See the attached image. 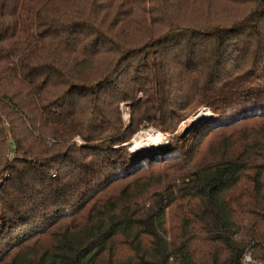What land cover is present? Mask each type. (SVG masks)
Returning a JSON list of instances; mask_svg holds the SVG:
<instances>
[{"label":"trees","instance_id":"obj_1","mask_svg":"<svg viewBox=\"0 0 264 264\" xmlns=\"http://www.w3.org/2000/svg\"><path fill=\"white\" fill-rule=\"evenodd\" d=\"M144 121L172 135L155 153L132 151ZM192 138L188 188L154 190L151 167ZM249 249L264 264V0H0V264H253Z\"/></svg>","mask_w":264,"mask_h":264},{"label":"rangeland","instance_id":"obj_2","mask_svg":"<svg viewBox=\"0 0 264 264\" xmlns=\"http://www.w3.org/2000/svg\"><path fill=\"white\" fill-rule=\"evenodd\" d=\"M121 110L123 112V118L125 122H128L130 120V106L128 103H122L121 104ZM214 117L213 111L208 107H201L198 111L194 112L192 115H188L185 118H183L175 131V134H181L182 136H185L189 133V131L194 130L192 129L193 125L196 123H202L203 121L210 119ZM172 136L168 133H165L161 130L160 126H154L150 124L149 121H144L140 125V129L136 131L132 138V151L133 153L137 152H151L155 153L157 152L163 144L166 143V139ZM195 141L196 139H190L187 142L176 141L173 143L172 147L168 151L165 150V157L169 158L165 163H158L159 165L151 167L152 170H156L154 174L151 176H147V178L155 177L156 180H161V185L156 186L154 190H159L160 193L163 195L167 194L168 188L171 186L174 188L175 192L178 188L180 190H185L188 187L189 179L187 177L181 176V172H191V168H189V164L187 161H184V156L188 157L190 156V151H193L195 149ZM73 142H76L77 144H81V139L79 137H76ZM50 144V143H49ZM51 145V144H50ZM210 143H206L203 148L202 152H206L210 150ZM218 144H215L214 146H217ZM205 154V153H203ZM203 154H200L194 161L196 163H199L204 158ZM186 160V158H185ZM176 166H179L182 168V171L177 170ZM172 167V168H170ZM146 172V171H145ZM144 172V174H145ZM180 172V173H179ZM175 175V176H174ZM146 178V176H144ZM2 181V180H1ZM157 181V182H158ZM158 185V184H157ZM168 186V187H167ZM177 205H175L172 208V213H167V224L166 227L168 228V234L170 236L176 235L178 233L176 227L179 226L180 221V214L179 209H176ZM253 249H249V251L246 253V259L249 257L252 253ZM251 252V253H250ZM122 257H125L128 255L127 250L124 248H121L119 253ZM252 260L254 259L252 256H250ZM253 264H259L260 261L254 259L253 261H250Z\"/></svg>","mask_w":264,"mask_h":264},{"label":"built area","instance_id":"obj_3","mask_svg":"<svg viewBox=\"0 0 264 264\" xmlns=\"http://www.w3.org/2000/svg\"><path fill=\"white\" fill-rule=\"evenodd\" d=\"M246 261H247V262H250V261H253V260H252V258L249 256V257H247Z\"/></svg>","mask_w":264,"mask_h":264}]
</instances>
